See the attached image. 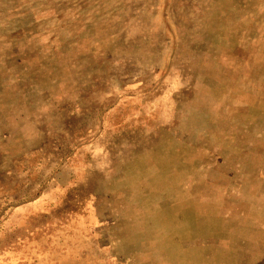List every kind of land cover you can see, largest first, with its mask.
I'll return each instance as SVG.
<instances>
[{
    "label": "rangeland",
    "instance_id": "1",
    "mask_svg": "<svg viewBox=\"0 0 264 264\" xmlns=\"http://www.w3.org/2000/svg\"><path fill=\"white\" fill-rule=\"evenodd\" d=\"M0 264H264V0H0Z\"/></svg>",
    "mask_w": 264,
    "mask_h": 264
}]
</instances>
